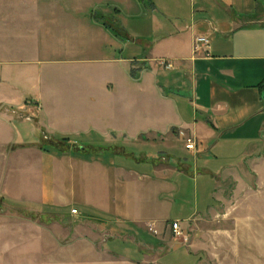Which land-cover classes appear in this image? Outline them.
<instances>
[{
  "label": "crops",
  "instance_id": "crops-1",
  "mask_svg": "<svg viewBox=\"0 0 264 264\" xmlns=\"http://www.w3.org/2000/svg\"><path fill=\"white\" fill-rule=\"evenodd\" d=\"M144 4L155 25L90 23V58L51 60L72 71L30 58L10 1L0 25V200L38 213L71 264H160L178 247L203 264L186 229L263 143L264 0Z\"/></svg>",
  "mask_w": 264,
  "mask_h": 264
},
{
  "label": "rangeland",
  "instance_id": "rangeland-1",
  "mask_svg": "<svg viewBox=\"0 0 264 264\" xmlns=\"http://www.w3.org/2000/svg\"><path fill=\"white\" fill-rule=\"evenodd\" d=\"M8 1L12 2L10 21L18 30L16 41L28 34L30 58L42 59L40 69L45 71L74 70V64L62 69L51 60L90 58V45L81 40L90 32L86 31L90 23L151 26L156 22L147 4L139 15L134 0H0V25L6 23ZM101 49L95 48L93 54ZM218 193L213 212L186 229L188 241H194L203 264H264V138L260 151L245 160ZM39 219L28 208L0 200V264L72 263L77 256L56 253L53 238L45 246ZM176 242L183 244L185 239ZM185 249L170 248L159 263L195 264L183 257ZM86 262L87 256H79L78 264Z\"/></svg>",
  "mask_w": 264,
  "mask_h": 264
},
{
  "label": "built area",
  "instance_id": "built-area-1",
  "mask_svg": "<svg viewBox=\"0 0 264 264\" xmlns=\"http://www.w3.org/2000/svg\"><path fill=\"white\" fill-rule=\"evenodd\" d=\"M199 43H204V44H208L209 43V39L207 37H199L198 40H197ZM166 67L168 68H171L172 67V64L171 63H166ZM196 141L194 138L192 137H188L187 140H186V147L187 149L189 150H193L196 148ZM73 213H76L77 210H72ZM172 229L175 233L176 236H180L182 235L183 233V230H182V226L179 222H174L172 224Z\"/></svg>",
  "mask_w": 264,
  "mask_h": 264
}]
</instances>
